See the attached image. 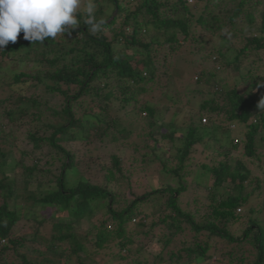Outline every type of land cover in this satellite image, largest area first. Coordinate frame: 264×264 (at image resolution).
I'll return each instance as SVG.
<instances>
[{
	"label": "trees",
	"instance_id": "obj_1",
	"mask_svg": "<svg viewBox=\"0 0 264 264\" xmlns=\"http://www.w3.org/2000/svg\"><path fill=\"white\" fill-rule=\"evenodd\" d=\"M96 3L101 32L83 10L71 36L31 44L21 32L0 51V264H99L108 252L124 264H264V0ZM159 105L187 123L158 119ZM19 129L33 150L17 161ZM91 139L117 150L98 182L72 149ZM42 144L57 171L43 156L24 162ZM128 144L148 180L138 196L122 170Z\"/></svg>",
	"mask_w": 264,
	"mask_h": 264
},
{
	"label": "rangeland",
	"instance_id": "obj_2",
	"mask_svg": "<svg viewBox=\"0 0 264 264\" xmlns=\"http://www.w3.org/2000/svg\"><path fill=\"white\" fill-rule=\"evenodd\" d=\"M87 2H88V0H82V6H81V9L79 11L84 10V8L86 6L85 4H87ZM110 11H111V8L107 9L106 13L109 14ZM116 48L122 50V45L117 46ZM193 50H194L193 47L187 46V50H185V53L188 52V56H190V58H192L193 60H197V59L199 60V56H197L196 51H193ZM19 54L20 53H18L16 55H19ZM229 55H230V57H226V59L231 60V58L233 57V53L229 52L228 56ZM182 58H183V56L181 57V59ZM197 62L199 63L200 61H197ZM178 65L180 66L178 69L184 72L186 65L183 63L181 64V62L178 63ZM8 69H11V68L8 67ZM13 71L14 70H12V72ZM224 76L228 77L229 79H233L235 75L232 76V75L225 73ZM172 86L173 85H170V87H172ZM173 87L175 89V86H173ZM201 89L205 91L204 88H201ZM181 91L183 93H185V90L182 89ZM5 93H8V89L0 88V100L6 97ZM158 95H159V93H158ZM189 98L192 102L191 103L192 107L196 108L199 104L198 103V97L196 98L194 95H190ZM158 109L161 111V114L159 115V118H158L160 120L162 119L163 121H169L172 118V115L174 113V116H175L174 118L178 123L182 124L183 122H186L185 120L182 119L183 114H180V115L177 114L176 115L174 109L170 110L169 114L167 112H165V108L161 107L160 105H159ZM112 127H116V125H113ZM131 127H132L131 128L132 130H136V129H138L137 127H139V125L136 122H134ZM11 136L17 137L16 141L14 142L15 149L13 151V157L18 161L22 157L19 153L21 151L30 152L32 149V143H30L27 140L26 133H25L24 129H19V130L15 131L14 133H12ZM12 137H9V138L13 139ZM129 138H130V143L133 144L132 141H133V139H135V136H131ZM118 139H119V137H118ZM91 140H92L91 141L92 144H91V142H89L87 144L82 143V142H80V143L78 142L75 145V147H73L72 149L75 151H78L76 157L78 158V161H80L82 164V168H83L82 170L84 171V175L86 177H88L89 181L98 182V180L102 177L101 167L102 166L106 167V166L110 165L109 157L111 155H115L117 153V150L112 147L114 145V142H109L104 148H101L99 146V144H100L99 142L96 144V143H93V139H91ZM126 147H127L126 159L124 161V164H122L123 175H124V177L126 176L125 178H127L130 181L129 183H131V185L134 187L133 192H135V194L138 196V195L143 194L144 191L147 190L148 180L144 176H140L137 178V177H135V175H133L132 170H134L135 165L133 163V159L129 158V155L134 154V151L132 150L131 146H129V144L126 145ZM34 151L36 152V155H33L34 156L33 159H24V162L26 161L27 165H31L33 160L40 158V156H43V159H41L42 160L41 165L45 167L46 166L45 164L49 163V161H48L49 154H53V152L48 151V147L45 144L41 145L40 150L35 149ZM139 156H140L139 153H137V154L135 153V158H139ZM12 162H13V160L10 159L9 164H11ZM193 162H196V161H193ZM46 168H50L53 172L57 171L55 169L58 168V163L53 164V166H51V167L47 165ZM136 170H138V169H136ZM10 177L12 178V175H10ZM124 177L122 178V181H124V184H125L126 180H124ZM192 179L193 178L191 176L190 180H192ZM158 182H160V181H158ZM150 184L153 187H156L158 185L156 180L155 181L151 180ZM122 186H124V185H122ZM120 191L122 192V194H128L126 186L122 187V189H120ZM1 202H2V198L0 197V203ZM24 211L26 212V210H24ZM52 212H53L52 210L47 209L46 211L43 212V215L48 216V217L50 216L51 217L50 221H53V222L67 221L68 220L66 212L63 214L62 213L52 214ZM96 215L98 216V214H96ZM93 220H95V219H92L91 221H93ZM263 220H264V218H263ZM91 221H89V222L83 221L81 224L79 222L78 223L75 222L74 226L79 227L78 229L81 230L83 228L88 227L89 226L88 223H91ZM24 222H25V220L20 221L18 226H22V224H24ZM156 245L157 244H154V246H152L153 251L157 250ZM43 248H44V246L42 245L41 249L43 250ZM96 258L98 259L99 264L102 262H103V264H124L123 262L117 261L116 259L115 260L112 259L111 256H109V252L106 254H104V253L99 254ZM214 259H212V262L214 261ZM53 260L57 261L56 258H53Z\"/></svg>",
	"mask_w": 264,
	"mask_h": 264
},
{
	"label": "clouds",
	"instance_id": "obj_3",
	"mask_svg": "<svg viewBox=\"0 0 264 264\" xmlns=\"http://www.w3.org/2000/svg\"><path fill=\"white\" fill-rule=\"evenodd\" d=\"M81 6L82 0H0V51L10 42L15 44L21 32L31 44L71 36L80 25L77 16ZM84 12L90 33L101 32L107 22L97 17L96 0H88Z\"/></svg>",
	"mask_w": 264,
	"mask_h": 264
},
{
	"label": "built area",
	"instance_id": "obj_4",
	"mask_svg": "<svg viewBox=\"0 0 264 264\" xmlns=\"http://www.w3.org/2000/svg\"><path fill=\"white\" fill-rule=\"evenodd\" d=\"M203 122H205V121H203Z\"/></svg>",
	"mask_w": 264,
	"mask_h": 264
}]
</instances>
